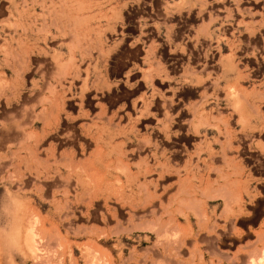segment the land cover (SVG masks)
<instances>
[{
  "label": "rangeland",
  "instance_id": "obj_1",
  "mask_svg": "<svg viewBox=\"0 0 264 264\" xmlns=\"http://www.w3.org/2000/svg\"><path fill=\"white\" fill-rule=\"evenodd\" d=\"M0 264H264V0H0Z\"/></svg>",
  "mask_w": 264,
  "mask_h": 264
},
{
  "label": "bare ground",
  "instance_id": "obj_2",
  "mask_svg": "<svg viewBox=\"0 0 264 264\" xmlns=\"http://www.w3.org/2000/svg\"><path fill=\"white\" fill-rule=\"evenodd\" d=\"M69 205V204H68ZM65 216V215H64ZM33 223V222H32ZM36 222H34V224H35ZM33 224V225H34ZM32 225V226H33ZM37 225V224H36ZM32 228H35V227H32ZM33 242H34V240H33ZM34 247H32V251H33V253L36 255L37 254V248L35 247V245H33ZM47 253V252H46ZM47 255V254H46ZM48 256V255H47ZM35 257H37V256H35Z\"/></svg>",
  "mask_w": 264,
  "mask_h": 264
}]
</instances>
